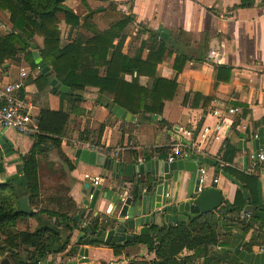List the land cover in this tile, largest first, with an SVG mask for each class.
Segmentation results:
<instances>
[{
    "label": "crops",
    "instance_id": "obj_1",
    "mask_svg": "<svg viewBox=\"0 0 264 264\" xmlns=\"http://www.w3.org/2000/svg\"><path fill=\"white\" fill-rule=\"evenodd\" d=\"M242 3L243 0L65 1L63 6L73 11L82 24L87 23L85 27L72 30L65 15L59 14L62 47L76 42L79 37L92 39L96 33L108 32L125 17L132 19L115 45L121 44L125 56L151 64H148L146 74L135 70L122 78L126 84L138 88L162 87L164 90L157 103L163 105L161 113H134L123 109L116 105L114 93L102 92L97 87H86L71 105L69 100L63 101L55 93L54 80L48 87L39 84L42 68H33L23 58L21 62L0 65L1 83H24L21 94L35 117L44 110L64 111L70 115L61 146L54 147L49 143L47 150L39 156L40 182L42 160L49 158L55 172L63 176L66 202L71 200V214L76 221L70 229L59 228L65 249L51 254L49 264L155 261V252L145 244L127 247L118 257L108 245L80 244V235L87 225L100 230L112 223L117 215L115 198L133 196L139 188L138 183L146 178V174H138L140 166L156 161L169 163L173 147L177 145H181L188 155L179 160L202 165V187L220 191L224 199L222 206L234 204L239 191L246 202L251 201L250 191L235 181L238 179L236 173L258 180L259 204L264 205V166L255 168L253 160V156L264 150V0H256L249 7H241ZM36 43L38 47H44L42 38L36 37ZM16 65L18 69L15 70ZM23 70L27 72L25 78H21ZM99 75L105 77L107 67H100ZM61 91L67 90L61 88ZM231 109L238 111L232 114ZM0 132H5L4 136L11 143L9 158L22 156L10 162L9 167L5 165L6 173L20 175L21 160L32 151L35 140L11 129L0 128ZM80 151L109 158L114 165L121 166V173L115 168L109 170L99 164H90ZM116 153L118 157H114ZM193 156L199 161L191 160ZM253 168L255 173H251ZM97 178L99 183L96 185ZM192 181H195L193 173L186 170L180 171L178 181H170L168 197L172 204L188 200ZM16 189L20 195L19 188ZM250 204L254 205L248 203L245 208ZM52 207L49 209L59 210ZM245 208L238 218L248 223L252 217L244 218L248 213ZM32 219L38 225L35 218L23 219L21 223ZM179 223L169 222L165 226ZM140 228L129 231L136 240L141 236ZM154 228L150 236L154 234ZM228 228L226 235H221L220 228L219 245L213 247L212 254L221 264H238V257L225 249L236 235L244 237V249L260 227L256 225L248 235L240 228ZM228 236L229 246L221 247L225 242L222 239ZM262 247L264 244L256 245L253 252L258 253Z\"/></svg>",
    "mask_w": 264,
    "mask_h": 264
},
{
    "label": "trees",
    "instance_id": "obj_2",
    "mask_svg": "<svg viewBox=\"0 0 264 264\" xmlns=\"http://www.w3.org/2000/svg\"><path fill=\"white\" fill-rule=\"evenodd\" d=\"M65 1L0 0V10L9 16L12 25V29L6 34L0 33V65L21 62L23 58L33 68L49 69V75L43 73L39 84L48 87L53 80H57L55 93L63 101L69 100L71 105H74L78 93L86 87H97L102 92L114 93L116 105L123 109L134 113H161L163 105L159 106L157 103L159 94L164 90L162 87L157 85L152 90L138 88L126 84L122 78L135 70L146 74L148 64H151L140 58L125 56L121 44L115 45V41L122 38L123 31L132 19L125 17L108 32L96 33L92 39L79 37L76 42L62 47L59 14L65 15L66 23L72 30L85 27L87 23L84 21L82 24L73 11L64 7ZM255 1L243 0L241 7L252 6ZM36 37L44 40L43 48L35 44ZM38 59L41 64L37 62ZM100 67H107L105 77H100ZM153 76L155 77V73ZM157 84L160 82L157 81ZM61 88L67 91L63 92ZM69 118L68 112L51 110H44L38 116L40 134L33 137V149L29 155L23 157L19 170L25 177L26 185L14 180L2 182L0 173V243L2 236H6L5 243L11 251L6 258L13 264H49L48 258L51 254L65 249V246L62 248L59 228L70 229L71 224H76L71 211L40 208L39 156L47 150L49 143L54 147L61 146V138L65 135ZM236 176L238 179L235 181L250 191L251 201L246 202L242 191H239L234 204H226L217 212L199 216L189 224L181 222L172 227H155L152 236H139L136 241L125 246H108L119 257L127 247L145 244L157 256L152 262L132 260L128 264H221L212 254L213 247L219 245L220 228L223 225L237 227L244 235H248L258 225L260 231L253 233L244 248L248 253H253L256 245L264 244V205L259 204L258 180L239 173ZM17 186L24 188L26 192L18 195ZM23 196L28 197L36 208L31 214L20 211L19 200ZM69 203L72 209L71 200ZM248 203H254L257 212L245 223L238 215ZM26 218L37 219V229L34 232L14 233V228ZM223 246L229 244L223 242L221 247ZM4 254L5 250L0 248V257ZM237 259V263L242 264Z\"/></svg>",
    "mask_w": 264,
    "mask_h": 264
},
{
    "label": "water",
    "instance_id": "obj_3",
    "mask_svg": "<svg viewBox=\"0 0 264 264\" xmlns=\"http://www.w3.org/2000/svg\"><path fill=\"white\" fill-rule=\"evenodd\" d=\"M37 62L41 64L40 59ZM43 73L49 75V69H43ZM52 84L57 86V80H54ZM4 134L5 132H0L1 180L2 182L14 180L26 185L25 177L22 174L10 176L6 173L3 160L6 157H10L12 153L11 143ZM79 154H84V160L92 165L99 164L109 170L115 168V171L119 174L121 173V166L114 165V162L105 156H98L97 153L87 151H80ZM191 160L199 161L195 156ZM199 164H202V161ZM202 169V165H197L190 160H179L174 163L156 161L146 166H140L138 174H146V178L138 183L137 193L127 198L117 196L113 201L117 210L115 220L112 223H107L100 230H97L92 225H87L81 230L79 243L125 246L129 242L136 241V236L129 234V231H135L138 227H141V236H150L153 227L162 228L169 222H189L199 216L215 212L224 203L223 195L215 188L203 189L201 181ZM184 170L193 173V177H195V181H192L191 184V193L186 202L172 204L170 197H168L170 181L172 179L178 181L180 171ZM99 190L101 189L99 188ZM94 191L95 189L92 188L91 192L94 193ZM97 196L98 192L95 197ZM245 196L247 200L250 199L247 193H245ZM19 203L22 213L31 214L33 212L31 202L27 197H22ZM245 211L251 217H254L256 207L250 204L245 208ZM184 213L190 214V216H185ZM243 239L242 235H236L231 241L229 248H226L225 251L235 254L242 264H264V254L245 251L243 249ZM0 264L13 263L10 259L5 258Z\"/></svg>",
    "mask_w": 264,
    "mask_h": 264
},
{
    "label": "built area",
    "instance_id": "obj_4",
    "mask_svg": "<svg viewBox=\"0 0 264 264\" xmlns=\"http://www.w3.org/2000/svg\"><path fill=\"white\" fill-rule=\"evenodd\" d=\"M27 72L25 70L21 73V78H25ZM24 89V83L22 81L16 83L3 84L0 82V128L11 129L23 136L34 137L40 134L38 126V117L34 116L31 112V108L25 99L22 97V90ZM238 110L231 109V113H235ZM191 134H189L190 136ZM111 155V153H109ZM114 157H118V153L114 154ZM188 157L183 152L181 145L173 147L172 155L169 157L168 162L174 163L179 159ZM255 162V168L258 165L264 166V150L253 156ZM255 168L251 173H255ZM202 178L204 180V170H201ZM99 183V178L96 179V185ZM244 218L250 219L251 215L246 213ZM260 254H264V247L258 251Z\"/></svg>",
    "mask_w": 264,
    "mask_h": 264
},
{
    "label": "rangeland",
    "instance_id": "obj_5",
    "mask_svg": "<svg viewBox=\"0 0 264 264\" xmlns=\"http://www.w3.org/2000/svg\"><path fill=\"white\" fill-rule=\"evenodd\" d=\"M11 29H12V25L10 23L9 16L0 10V33L6 34L8 32V30H11ZM35 44L37 45L36 42H35ZM38 44H39V42H38ZM41 45L44 46V43H42ZM16 69H18L17 65L15 66V70ZM21 157L22 156L20 154H18L16 157L15 156H13L11 158L6 157L3 160V162L6 166L9 167L10 162H14L16 159L19 160ZM47 157H49V156H47ZM44 159H46V158H44ZM44 159L42 160L43 165H42L41 182H40V186H41L40 202H43V204H41L42 206H40V208H43V209L54 208V207H52L54 205L59 210L62 209V210H66V211H71L70 206L68 205L69 202H66V193L64 190L65 188L63 189V187H65V185L63 183V176L58 171L55 172L54 165L53 166L50 165L49 158L46 161H44ZM21 162H22V160H21ZM17 188H19L20 195H22L26 192V190L22 187L17 186ZM63 207H64V209H63ZM33 208H35V207H33ZM34 210H36V208ZM36 226H38L36 220L32 219L31 221H28V222L24 221V224L19 223L17 225V227L14 228L13 231H14V233H18L19 231H30V230H34ZM226 226H228V225H223L221 227L222 231H223V232H221V235H224V234L226 235L227 233H229V228ZM6 240H7V237L2 236V242L0 243V248L5 250V254H4V256L0 257V262L3 259H5L6 257L10 256V254H11L10 253L11 251H9V247L5 243ZM223 240L225 241V243L230 244V237L229 236L226 237L225 239H222V241ZM118 264H128V263H125V261L121 260V261H118Z\"/></svg>",
    "mask_w": 264,
    "mask_h": 264
}]
</instances>
